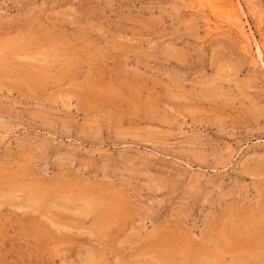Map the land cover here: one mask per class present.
<instances>
[{
  "label": "rangeland",
  "instance_id": "1",
  "mask_svg": "<svg viewBox=\"0 0 264 264\" xmlns=\"http://www.w3.org/2000/svg\"><path fill=\"white\" fill-rule=\"evenodd\" d=\"M234 2L239 34L0 0V264H264V0Z\"/></svg>",
  "mask_w": 264,
  "mask_h": 264
},
{
  "label": "bare ground",
  "instance_id": "2",
  "mask_svg": "<svg viewBox=\"0 0 264 264\" xmlns=\"http://www.w3.org/2000/svg\"><path fill=\"white\" fill-rule=\"evenodd\" d=\"M196 2V6L198 5L200 10L202 9L207 12L209 19L212 21V25H209L208 28L213 31L221 30L220 32L222 33V29L225 27L224 30L227 28L231 30L232 33L234 32V34L241 33L243 23L241 22L239 11L234 0H196ZM258 32L261 33L260 25L258 27ZM263 43L264 42H262V44ZM262 48L264 49V46L261 48L257 47V52H259V50L262 51ZM261 57L262 55L260 54V62L263 65L264 63L261 61Z\"/></svg>",
  "mask_w": 264,
  "mask_h": 264
}]
</instances>
